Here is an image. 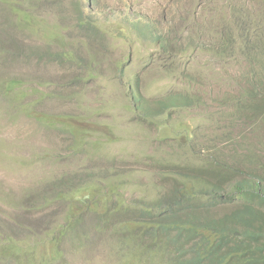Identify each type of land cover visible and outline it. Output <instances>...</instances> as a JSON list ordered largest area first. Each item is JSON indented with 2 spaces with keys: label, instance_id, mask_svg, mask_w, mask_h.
<instances>
[{
  "label": "rangeland",
  "instance_id": "obj_1",
  "mask_svg": "<svg viewBox=\"0 0 264 264\" xmlns=\"http://www.w3.org/2000/svg\"><path fill=\"white\" fill-rule=\"evenodd\" d=\"M263 15L264 0H0V250L16 254L0 264H147L131 219L169 165L259 175L264 110L241 103L264 104V77L232 45L236 18ZM176 95L187 106H163Z\"/></svg>",
  "mask_w": 264,
  "mask_h": 264
},
{
  "label": "trees",
  "instance_id": "obj_2",
  "mask_svg": "<svg viewBox=\"0 0 264 264\" xmlns=\"http://www.w3.org/2000/svg\"><path fill=\"white\" fill-rule=\"evenodd\" d=\"M79 23L89 27L88 22ZM234 23L240 41L232 47L240 48L249 64L260 67L259 75L264 77V15L236 18ZM230 32L233 34L232 29ZM231 34L224 32L218 41L219 57L228 53L226 43L232 42ZM257 74L253 71L254 79L259 77ZM252 86L255 87L254 83ZM247 90L255 97L256 89L255 93ZM169 97L173 99L171 104L163 106H187L184 97ZM134 101V110H142L139 99L134 97ZM258 102L241 104L243 110L253 114L264 110V104ZM247 161L252 162V157ZM169 166L173 182L168 192L150 205H140L139 215L131 219L134 235L140 236L142 246L149 251L145 262L264 264V166L259 165V175L254 171L253 175H243L238 168L213 160L205 165ZM0 254L11 257L15 253L3 246ZM141 258V254L135 253L133 260Z\"/></svg>",
  "mask_w": 264,
  "mask_h": 264
}]
</instances>
